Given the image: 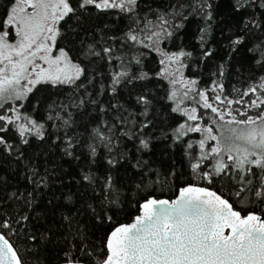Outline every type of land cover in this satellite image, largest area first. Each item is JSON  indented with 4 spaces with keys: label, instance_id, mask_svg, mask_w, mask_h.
Returning a JSON list of instances; mask_svg holds the SVG:
<instances>
[{
    "label": "snow or ice",
    "instance_id": "1",
    "mask_svg": "<svg viewBox=\"0 0 264 264\" xmlns=\"http://www.w3.org/2000/svg\"><path fill=\"white\" fill-rule=\"evenodd\" d=\"M0 264H264V0H0Z\"/></svg>",
    "mask_w": 264,
    "mask_h": 264
},
{
    "label": "trees",
    "instance_id": "2",
    "mask_svg": "<svg viewBox=\"0 0 264 264\" xmlns=\"http://www.w3.org/2000/svg\"><path fill=\"white\" fill-rule=\"evenodd\" d=\"M190 74V73H189Z\"/></svg>",
    "mask_w": 264,
    "mask_h": 264
}]
</instances>
